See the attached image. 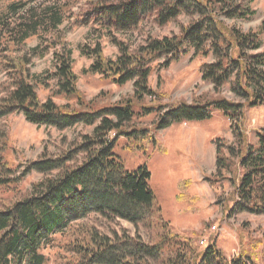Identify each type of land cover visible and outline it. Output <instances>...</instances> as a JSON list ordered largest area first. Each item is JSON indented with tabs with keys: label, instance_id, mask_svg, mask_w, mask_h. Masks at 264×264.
<instances>
[{
	"label": "trees",
	"instance_id": "trees-1",
	"mask_svg": "<svg viewBox=\"0 0 264 264\" xmlns=\"http://www.w3.org/2000/svg\"><path fill=\"white\" fill-rule=\"evenodd\" d=\"M93 2L92 11L77 18L79 24L87 25L92 19L107 30L124 32L135 29L146 17L158 25L182 14L193 19L182 24L178 34L149 37L133 51L115 40L118 54L114 58L104 57L98 43L92 48L85 46L90 49L82 50L83 54L93 59L90 72L119 85L132 82L133 96L115 103L98 95L87 100L78 91L69 49L54 53V71L43 79L29 77L25 67L16 64L13 88L0 98V119L18 112L36 125L60 130L83 125L92 130L67 152L55 157L42 155L26 164L16 177L9 160H2L0 189H14L16 180L31 171L44 176L31 185L28 193L14 200H0V264H45L42 249L50 245L57 233L61 235L60 243L67 238L60 245L69 252L67 264H261L264 238L253 239L248 232L241 231L239 251L228 258L216 243L198 244V235L193 231H176L161 215L148 182L147 167L124 170L114 144L119 136L136 131L135 124H131L137 114L134 107L145 97L155 95L148 77L156 64L168 66L186 49H192L195 57L210 56L211 61L201 65L200 75L212 85L217 96L196 98L190 103L175 102L171 104L174 107L167 109L161 103L140 108L146 112L155 110L160 116L157 128L167 124L164 117L168 114L171 120L178 121L203 120L213 111L226 116L231 122L234 144L217 142L215 174L231 180L229 215L243 211L264 214V128L255 130L257 141L252 143L241 125L246 107L264 103V50L259 51L264 22L247 31L226 23V19L254 13L235 0ZM63 19L64 5L54 1L46 5L44 12L14 25L0 14V29L21 44L39 28L55 30ZM39 48L40 44L31 51H38L39 55ZM159 59H163L162 63H154ZM50 79L57 83L53 96L62 95L66 102L57 104L52 97L40 100L34 83L45 84ZM224 86L236 100L220 95ZM78 153L82 158L67 164ZM90 215L107 221H128L137 229L146 228L151 236L145 240L139 233L131 234L126 229L107 234L75 224ZM72 230L78 233L72 235Z\"/></svg>",
	"mask_w": 264,
	"mask_h": 264
},
{
	"label": "rangeland",
	"instance_id": "rangeland-1",
	"mask_svg": "<svg viewBox=\"0 0 264 264\" xmlns=\"http://www.w3.org/2000/svg\"><path fill=\"white\" fill-rule=\"evenodd\" d=\"M54 1L57 5H64V19L55 30L44 31L39 28L23 43L16 44L17 39L0 29V98L13 88L12 77L17 71L14 68L16 64L23 65L29 77L33 75L43 79L54 71V53L68 49L71 51L76 87L87 100L98 95L105 101L115 103L131 97L134 91L132 82L119 85L99 73L90 72L88 68L93 59L83 54L82 50L87 51L98 43L104 57L114 58L118 54L115 40L123 42L133 51L149 37L178 34L180 26L193 19L182 14L164 25H158L151 17H146L135 29L124 32L107 30L92 22V19L87 25L79 24L77 18L91 12L95 5L93 1L97 0H0V14L10 25H14L44 12L46 5ZM103 1L110 3L118 0ZM235 1L254 13L245 18L226 19V23L247 31L257 29L264 22V0ZM261 40L259 51L264 50V33ZM38 44L39 55L38 51H31ZM162 61L159 59L154 63ZM210 61V56L195 57L192 49H186L168 66L156 64L148 77V85L155 95L145 97L140 101L142 103L134 107L137 114L131 124H135L136 131L119 136L114 144V152L121 159L124 170L147 167L150 172L148 182L161 207V215L176 231H193L198 235V244L216 243L230 258L239 251L241 231L248 232L253 239L264 238V214L243 211L229 215L227 201L232 190L231 180L215 174L217 142L234 144L230 120L218 111H213L210 117L203 120H171L168 114L164 117L167 124L157 128L160 116L155 110L146 112L140 108L141 105L161 103L167 109L174 107L171 104L175 102L190 103L196 98L217 96L212 85L203 81L200 75L201 65ZM56 84L54 79L45 81V84L34 83L40 100L52 97L57 104L66 102L62 95L53 96ZM220 95L236 100L227 86L221 89ZM241 125L248 141L256 143L255 130L264 128V103L246 107ZM91 130V126L83 125L61 130L36 125L27 122L21 113H10L0 119V163L4 159L9 160L15 168L16 177L26 164L42 155L55 157L72 149L81 136ZM81 158L80 153L75 154L74 160L67 164L71 165ZM225 175L228 177V174ZM43 176L42 173L31 171L19 181L16 180L14 189H0V200L10 201L28 193L31 185ZM75 224L83 228L94 227L107 234L115 230L121 233V229H126L131 234L139 233L145 240L151 236L150 231L142 226L137 229L128 221H107L98 215H90ZM71 232L72 235L78 233ZM60 241L61 235L54 234L50 245L42 249L46 257L45 264H67L69 252L60 246L64 242ZM260 263L264 264V261Z\"/></svg>",
	"mask_w": 264,
	"mask_h": 264
}]
</instances>
